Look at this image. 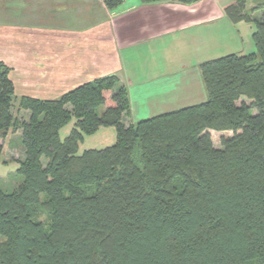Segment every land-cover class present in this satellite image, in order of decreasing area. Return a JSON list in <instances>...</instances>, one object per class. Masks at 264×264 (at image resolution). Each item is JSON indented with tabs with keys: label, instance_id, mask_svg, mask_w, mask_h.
<instances>
[{
	"label": "trees",
	"instance_id": "1",
	"mask_svg": "<svg viewBox=\"0 0 264 264\" xmlns=\"http://www.w3.org/2000/svg\"><path fill=\"white\" fill-rule=\"evenodd\" d=\"M226 16L253 25L255 52L202 63L205 102L128 126L117 77L18 99L0 62V155L18 131L25 150L22 181L0 188V264H264V0H233ZM102 127L115 145L79 155ZM211 131L231 135L218 148Z\"/></svg>",
	"mask_w": 264,
	"mask_h": 264
},
{
	"label": "crops",
	"instance_id": "2",
	"mask_svg": "<svg viewBox=\"0 0 264 264\" xmlns=\"http://www.w3.org/2000/svg\"><path fill=\"white\" fill-rule=\"evenodd\" d=\"M231 4L124 0L109 9L104 0H0V62L10 68L19 98L58 100L115 76L128 90L130 112L123 119L128 126L205 102L200 65L228 53H251L237 41L242 24L252 34L254 27L230 22ZM74 124L66 126V138ZM88 139L97 143L88 150H99L98 143L115 145L117 132L102 127L84 136L79 150Z\"/></svg>",
	"mask_w": 264,
	"mask_h": 264
},
{
	"label": "rangeland",
	"instance_id": "3",
	"mask_svg": "<svg viewBox=\"0 0 264 264\" xmlns=\"http://www.w3.org/2000/svg\"><path fill=\"white\" fill-rule=\"evenodd\" d=\"M254 5L255 3L253 1L249 2L248 9H251ZM240 27H242V29L240 28L242 35H241V38H239L240 40L238 39L237 41L238 45L245 48L246 50H249V52L251 53L255 52V45L252 40L253 34L250 30L252 28H250V26L247 24H242ZM226 50L227 49H224V51ZM16 97L19 99L17 95ZM179 109H180L179 107H173L170 110L172 112L174 110H179ZM103 112H104V109H101L100 114H102ZM13 113L16 117H18L21 120H28V116L23 111L18 110L17 104L14 105ZM254 113L256 112L254 111ZM69 130H70V127H66L61 132L62 139L66 138L65 137L66 131H69ZM210 133L214 141V144L218 146V148H220L221 146V138L224 136L231 135V133L222 134V133L215 132V131H211ZM21 136H22L21 131L11 133L7 137V139L4 140V152L0 155V188L7 193L13 192L14 189L17 187V185L22 181V177L17 172L19 168V162L25 159V150H24L23 140ZM93 144H97L93 139L86 140V142L82 145L81 150H79L78 154L81 155L84 151L88 150V148H91L89 146H93ZM112 144L114 143H106L103 145L98 143V145H95V147L101 150V149L107 148L108 146H111ZM36 217L38 220H42V221L46 220L47 218L46 215L40 211L36 212ZM1 241H3V238L0 237V242Z\"/></svg>",
	"mask_w": 264,
	"mask_h": 264
}]
</instances>
